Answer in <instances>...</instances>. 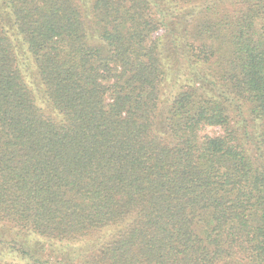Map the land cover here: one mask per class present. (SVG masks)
I'll return each instance as SVG.
<instances>
[{
    "label": "trees",
    "instance_id": "trees-1",
    "mask_svg": "<svg viewBox=\"0 0 264 264\" xmlns=\"http://www.w3.org/2000/svg\"><path fill=\"white\" fill-rule=\"evenodd\" d=\"M0 264H264V0H0Z\"/></svg>",
    "mask_w": 264,
    "mask_h": 264
},
{
    "label": "rangeland",
    "instance_id": "rangeland-1",
    "mask_svg": "<svg viewBox=\"0 0 264 264\" xmlns=\"http://www.w3.org/2000/svg\"><path fill=\"white\" fill-rule=\"evenodd\" d=\"M52 247H49L48 245H45L44 246V251L42 252V254H41V257L43 258V259H47L48 258V255H49V252H45V249H51ZM50 253H51V250H50Z\"/></svg>",
    "mask_w": 264,
    "mask_h": 264
}]
</instances>
